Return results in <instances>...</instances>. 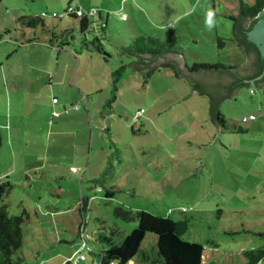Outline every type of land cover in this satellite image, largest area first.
I'll list each match as a JSON object with an SVG mask.
<instances>
[{
    "label": "rangeland",
    "instance_id": "1",
    "mask_svg": "<svg viewBox=\"0 0 264 264\" xmlns=\"http://www.w3.org/2000/svg\"><path fill=\"white\" fill-rule=\"evenodd\" d=\"M78 2L95 9L86 32L66 12ZM238 9L239 0H0V173L12 185L0 203L24 217L12 264H93L88 248L102 243L91 236L116 225L120 241L138 225L117 206L189 217L186 239L218 244L212 264H246L242 249L264 244V84L220 102L219 131L208 94L173 69L112 74L133 60L121 45L143 35L172 43L186 65L241 63L229 17Z\"/></svg>",
    "mask_w": 264,
    "mask_h": 264
},
{
    "label": "trees",
    "instance_id": "2",
    "mask_svg": "<svg viewBox=\"0 0 264 264\" xmlns=\"http://www.w3.org/2000/svg\"><path fill=\"white\" fill-rule=\"evenodd\" d=\"M263 6L264 0H254L252 3L239 0L238 13L230 14L234 30V36L231 40L237 41L246 52L253 54V63L258 67L256 74L261 73L264 69V58L255 43L247 38V32L257 19L258 12ZM69 14L78 16L75 13ZM91 14L79 16L81 31L86 32L89 30ZM18 18L26 26H35L40 22L42 23V18L38 15H20ZM96 38L98 43H96V40H92L96 48L105 55H109L103 48L99 37ZM220 43L223 45L225 43L224 39ZM121 53L133 56V60L127 63L121 62L112 73L115 76V80L123 75L128 68L142 70L145 79H148L158 67H169L173 69L177 76H185L194 90L210 95L209 109L211 118L223 126L226 125V118L220 110V102L225 97L235 94L238 91L236 89L239 87L246 85L244 76H239L238 63L194 62L191 65H185L183 68L179 67L178 55L181 54L179 48L166 39L155 35H143L132 38L128 45H121ZM181 70L185 72H181ZM200 72L206 73L207 77L212 76L211 74L214 73L217 74L214 75L217 77L216 81L210 83L211 87L204 85L203 81H198L194 77V73ZM225 87L228 90L225 91ZM224 95L225 97H223ZM246 117L249 118V116ZM255 117L256 115L254 114L253 118ZM236 130L246 131V129L241 127L236 128ZM11 186L8 180L0 181V202L3 193L9 191ZM107 194L110 195L111 192L108 191ZM8 205L7 203H0V264H12L13 251L19 248L23 242L22 223L24 217L23 215L11 213ZM115 214L117 217L127 221L137 220L138 225L132 228L120 241L114 239L120 233L119 226L105 225L104 227H109L106 232L101 230L97 235L91 236L93 241L102 243L100 249L91 248L89 250V253L95 255L93 260L99 259L101 264H109L111 260L116 261V264H132V262L133 264L206 263V259H203V254L207 246L202 242L189 240L183 236L189 228V217L174 219L169 213L155 214L146 209L133 210L123 206H117ZM114 222L117 224L116 221ZM149 232L156 236L155 244L151 248L143 245V240ZM260 234L264 236V231L260 232ZM213 244L215 248L218 247L217 243L213 242ZM97 251L100 255L98 258H96ZM242 252L248 259L246 264H256L264 258V244L243 248ZM68 258L67 261H71ZM212 259H210L211 264Z\"/></svg>",
    "mask_w": 264,
    "mask_h": 264
},
{
    "label": "water",
    "instance_id": "3",
    "mask_svg": "<svg viewBox=\"0 0 264 264\" xmlns=\"http://www.w3.org/2000/svg\"><path fill=\"white\" fill-rule=\"evenodd\" d=\"M247 38L249 39V40H251L253 43H255V45L259 48V50H260V52H261V54H262V56H263V58H264V6L262 7V9L258 12V15H257V19L255 20V22L253 23V25H252V27L248 30V32H247ZM241 46V45H240ZM242 48H243V46H241ZM243 50H244V48H243ZM244 53H245V55H246V59H245V61H247V54H248V52H246L245 50H244ZM250 53V52H249ZM178 60H179V67H184V61H183V58H182V56L179 54L178 55ZM245 61H243V62H241L240 64H239V67L245 62ZM246 63V62H245ZM244 63V64H245ZM243 64V65H244ZM243 68V66H241L240 67V71H245V69H242ZM132 70H133V68H131ZM138 70V69H137ZM139 71H142V70H139ZM263 71H264V69H263ZM181 72H185V71H182L181 70ZM263 74V73H262ZM262 74H260L258 77H260V76H262ZM194 75V77L198 80V81H203V83H204V85H206V86H209V87H211V85H210V83L211 82H213V81H216V79H217V77L216 76H214V75H217V74H211L212 76H209V77H207V75H206V73H194L193 74ZM181 77H185V76H181ZM186 78V77H185ZM187 79V78H186ZM226 79V78H225ZM217 81H219V80H217ZM245 81L246 82H250L251 84H249V85H245V86H250V85H256V84H254V79H245ZM263 84H264V82H263ZM262 84V85H263ZM262 85H256L257 87H261ZM238 89H236V91H237ZM192 92H194V93H199V92H197V90H194V88H192ZM237 93V92H236ZM235 93V94H236ZM199 94H202V93H199ZM235 94H232V95H229V96H227V97H231V96H233V95H235ZM208 96H209V98H210V95L208 94ZM223 97H225V95L223 96ZM226 98V97H225ZM224 100V99H223ZM214 121V120H213ZM214 123H215V125H216V127L218 128V130L220 131V130H222V129H225L224 127H223V125H221V124H218L217 122H215L214 121Z\"/></svg>",
    "mask_w": 264,
    "mask_h": 264
},
{
    "label": "flooded vegetation",
    "instance_id": "4",
    "mask_svg": "<svg viewBox=\"0 0 264 264\" xmlns=\"http://www.w3.org/2000/svg\"><path fill=\"white\" fill-rule=\"evenodd\" d=\"M247 58H248L247 61H245L246 63L244 62L245 64L243 63L244 65L243 64L241 65V66H243L242 69H245V71H240V67L241 66L238 68L239 76H244L245 79L246 78L247 79H254V84H256V85H262L263 82H264V71L262 70L261 73L256 74L258 67H256L254 65V63H253V61H254L253 54H250L248 52ZM260 74H262V76L258 77ZM249 84H251L249 81L246 82V85H249ZM224 89H225V91L228 90L227 87H225Z\"/></svg>",
    "mask_w": 264,
    "mask_h": 264
},
{
    "label": "built area",
    "instance_id": "5",
    "mask_svg": "<svg viewBox=\"0 0 264 264\" xmlns=\"http://www.w3.org/2000/svg\"><path fill=\"white\" fill-rule=\"evenodd\" d=\"M66 12H67V13H75V14L78 15V16H82V15H89V14H91V13H94V12H95V9H93V10H91V11H85V10L81 7V5L79 4V2H78V4H77L76 6H73V5L69 4V5L67 6V8H66ZM249 117H250V118H253V117H254V114H251ZM245 118H248V117L245 116ZM84 240H85L84 244H85V245H88V241H87V239L84 238ZM88 249L90 250L91 247H89ZM79 258H81V259L86 258V254L82 252V253L79 255ZM69 259H71V257H69L68 260H69ZM65 261H67V260H65ZM93 264H101V260H99V259H94V260H93ZM109 264H116V261L111 260V261L109 262ZM132 264H133V262H132Z\"/></svg>",
    "mask_w": 264,
    "mask_h": 264
},
{
    "label": "crops",
    "instance_id": "6",
    "mask_svg": "<svg viewBox=\"0 0 264 264\" xmlns=\"http://www.w3.org/2000/svg\"><path fill=\"white\" fill-rule=\"evenodd\" d=\"M223 5V4H222ZM223 7H225V5H223ZM229 17H230V15H229ZM231 18V17H230ZM36 36V35H35ZM237 42V41H236ZM238 44V43H237ZM238 46H240L239 44H238ZM241 47V46H240ZM242 48V47H241ZM243 49V48H242ZM7 57H9L10 56V52L9 53H7ZM181 55V54H180ZM182 56V55H181ZM182 58H183V61H184V66L186 65V62H185V60H184V57L182 56ZM245 59L246 58H244L243 57V59H242V61L241 62H243V61H245ZM2 63V62H1ZM238 64H240V63H238ZM7 82H9V81H7ZM13 82V84L11 85V88H13L14 89V91L15 90H17L18 89V87H19V84H16V82L17 81H12ZM253 86V85H252ZM242 87V86H241ZM240 88V87H239ZM3 141V136H2V133L0 132V142H2ZM27 168H24V170H26ZM3 175H4V173H0V180H3L2 179V177H3ZM220 249L219 248H215L214 246H213V248H207L206 247V250L204 251V254H203V258H205L206 260H205V262H207V263H205V264H209L210 263V259H212L215 255H216V253L219 251ZM95 256V255H94ZM87 258V257H86ZM70 261H67L66 263H69ZM66 264L65 263V260H63V262L61 263V264Z\"/></svg>",
    "mask_w": 264,
    "mask_h": 264
},
{
    "label": "clouds",
    "instance_id": "7",
    "mask_svg": "<svg viewBox=\"0 0 264 264\" xmlns=\"http://www.w3.org/2000/svg\"><path fill=\"white\" fill-rule=\"evenodd\" d=\"M251 86V85H250ZM239 89V88H238ZM203 259H205V258H203Z\"/></svg>",
    "mask_w": 264,
    "mask_h": 264
}]
</instances>
